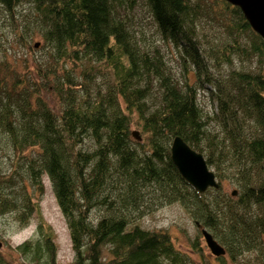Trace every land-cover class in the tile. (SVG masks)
I'll list each match as a JSON object with an SVG mask.
<instances>
[{
  "label": "trees",
  "instance_id": "obj_1",
  "mask_svg": "<svg viewBox=\"0 0 264 264\" xmlns=\"http://www.w3.org/2000/svg\"><path fill=\"white\" fill-rule=\"evenodd\" d=\"M26 1L34 7L47 52L42 60H23V70L4 63L0 74V141L25 161L32 191L23 194V203L0 193V213H14L22 226L34 209L39 217L34 235L16 245L18 253L54 264V234L31 200L42 192L45 174L67 223L73 264H202L178 249L167 229L134 222L152 202L172 201L229 255L209 262L194 237L189 249L200 260L264 264V67L232 69L220 77L212 69L230 62L232 53L258 60L264 54V40L241 9L226 0H146L160 34L193 67V82L188 72L181 81L173 77L158 48L138 44L119 13L123 0ZM19 2L0 0L9 12ZM206 15L216 16L224 31L215 49L199 41L198 18ZM12 23L18 40L27 43L30 29ZM101 67L109 71L108 80L91 88ZM196 82L209 86L218 133L205 127L209 116L199 105ZM49 90L58 96V108L45 104ZM132 124L141 139L133 137ZM175 134L214 165L218 187L199 193L178 173L169 156ZM86 137L90 148L79 146ZM27 148L37 149L39 157L22 158ZM223 168L240 175L236 198L222 191Z\"/></svg>",
  "mask_w": 264,
  "mask_h": 264
},
{
  "label": "rangeland",
  "instance_id": "obj_2",
  "mask_svg": "<svg viewBox=\"0 0 264 264\" xmlns=\"http://www.w3.org/2000/svg\"><path fill=\"white\" fill-rule=\"evenodd\" d=\"M122 3L123 6L119 7V13L126 16L127 23L130 25V32L134 35L138 44L141 46L143 45L144 48L147 49H153L154 47L158 48L173 77L181 81L182 73L188 72L190 76L189 80L195 82V77L191 75L193 67L189 68L190 65H188V62H185L184 65L176 45L160 34L149 12L146 0H131V5L129 7H127V0H123ZM14 7V10L9 12L4 5L0 3V74L4 72V63H6V65L8 63L19 65L17 71L23 70V60L29 63L31 60L34 61L35 59L42 60L47 52L46 43L41 35L42 28L36 22L37 17L33 5L26 0H20L19 4H16ZM12 21H16L18 26L24 25V27L30 29L32 34L27 38V43L23 44L18 40L15 29L16 26ZM198 21L197 32L200 43L204 45L206 50L211 48V46L214 49L219 47L222 40H224V31L220 25V20L216 18V16L206 15L200 16ZM35 42H39V44L38 46H34L33 49L32 47ZM28 44H30L31 47L28 46ZM258 66L264 67V54L261 59L258 60L257 56L251 55L242 58L232 53L230 62H220L218 67L212 69L213 74L216 75V77H220V75H225L232 69L256 70ZM80 68L81 64H78L71 73L77 76L80 73ZM108 73L109 71L102 67L100 71H96L92 77V81H90L91 88H93L96 83L104 85L108 80ZM195 86L197 88L199 105L209 116L206 118L207 122L205 127L209 129L210 132L218 133L220 124L216 118H212L211 116L215 107L210 95L209 86L204 85V83L200 84L199 82H196ZM45 99V104H48L53 109L58 108L61 104L58 96L54 95L50 90L47 92V98ZM149 104H151L150 101ZM130 128L131 130H139L135 124H132ZM142 137L143 133H140V139ZM79 146L90 148L92 146L90 138H84ZM37 153V149L31 150L27 148L23 150L21 154L23 155L22 158H27L28 155H32V157L36 159L39 157ZM15 158L16 151H14L13 147L10 144L6 145L3 141H0V174L6 176V178L0 180V193H9L17 198L20 197V203H23L25 202L23 201V194H32L31 183L28 179L26 170L23 169L25 161L21 158L18 160ZM209 168L213 172L216 170L213 164L210 165ZM219 172L222 175L219 179L222 191L232 196L230 192L233 189H237L238 194L240 190V185L238 183L240 179L239 173L228 170L227 168H223ZM8 176H11L10 178L13 180V183L10 184L7 181ZM41 180L43 184L42 192L32 197L31 200L34 203L35 201L37 202L36 205L39 208L42 219L54 234V242L55 245H57L54 264H73L72 260L74 255L70 244L67 223L65 222L62 212L59 210L54 191L52 190L51 180H49L45 174L41 176ZM236 196L232 197L236 198ZM34 210L26 226L19 225L15 218V214L12 212L0 213V264L6 262H8V264H45L44 261L40 263L35 260L31 261L29 256L28 258L17 251L16 245L30 238L31 235H34L37 229L39 217ZM194 220L195 219L190 217L185 207L181 206L177 201H172L171 203L152 202L149 210L140 213L139 217L136 218L134 222L148 230L167 229L177 248L189 251L194 261L197 260L202 264H208L207 260L211 263H217L219 259H216L217 256L211 254L210 249L207 248L199 228L194 224ZM194 237H197L207 260H200L199 255L193 253V251L189 249L190 242L194 240ZM247 254L249 258L253 256L251 251ZM222 255L223 259L226 260L229 257L228 252L226 253V249L225 253ZM245 261L246 259L243 258L235 264H252L250 262L246 263Z\"/></svg>",
  "mask_w": 264,
  "mask_h": 264
},
{
  "label": "water",
  "instance_id": "obj_3",
  "mask_svg": "<svg viewBox=\"0 0 264 264\" xmlns=\"http://www.w3.org/2000/svg\"><path fill=\"white\" fill-rule=\"evenodd\" d=\"M232 5L241 9L244 18L249 26L264 40V0H226ZM39 42H35L34 46H38ZM134 138L140 139L138 130L131 131ZM169 156L175 165L179 174L186 182L197 192L203 193L207 188L218 187L215 173L210 170L208 163L202 152L197 151L182 136L175 134L170 139ZM237 190L233 189L230 194L235 196ZM194 224L200 230V234L211 254L214 256L225 253V248L213 238L211 232L202 227L198 220H194ZM1 244V240H0Z\"/></svg>",
  "mask_w": 264,
  "mask_h": 264
},
{
  "label": "flooded vegetation",
  "instance_id": "obj_4",
  "mask_svg": "<svg viewBox=\"0 0 264 264\" xmlns=\"http://www.w3.org/2000/svg\"><path fill=\"white\" fill-rule=\"evenodd\" d=\"M37 229H38V226H37Z\"/></svg>",
  "mask_w": 264,
  "mask_h": 264
}]
</instances>
